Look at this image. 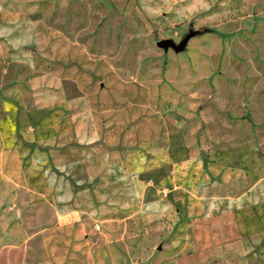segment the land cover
Returning a JSON list of instances; mask_svg holds the SVG:
<instances>
[{
  "label": "rangeland",
  "instance_id": "374dc122",
  "mask_svg": "<svg viewBox=\"0 0 264 264\" xmlns=\"http://www.w3.org/2000/svg\"><path fill=\"white\" fill-rule=\"evenodd\" d=\"M191 32L181 53L158 47ZM66 50L98 87L124 86L153 137L119 158L93 139L25 142L26 181H0V264H264V237L237 238L244 210H264V0H0V119L12 86L81 110L56 81ZM170 134L191 165L176 189Z\"/></svg>",
  "mask_w": 264,
  "mask_h": 264
},
{
  "label": "crops",
  "instance_id": "0c3cea01",
  "mask_svg": "<svg viewBox=\"0 0 264 264\" xmlns=\"http://www.w3.org/2000/svg\"><path fill=\"white\" fill-rule=\"evenodd\" d=\"M57 60L61 64L56 81L60 85L62 82L76 85L82 103L81 110H76V100L64 99L57 93L43 91L35 95L34 99L27 100L21 86L5 88L2 91L3 117L0 119L2 182L18 185L26 181L22 149L25 142L53 143L65 137L77 138L84 145L93 139L104 142L102 150L115 152L114 156L119 158L122 157L124 146L132 149L139 137H153L148 130L140 133L132 127L139 113H133L137 106L130 104L132 100L124 86L96 85L90 76L92 63L84 53H59ZM181 139L178 134L168 135V169L163 170L162 182L169 184V187L174 186V189L186 183L191 167ZM248 209L244 210L243 221L237 228V238L263 239L264 210Z\"/></svg>",
  "mask_w": 264,
  "mask_h": 264
},
{
  "label": "water",
  "instance_id": "95a60500",
  "mask_svg": "<svg viewBox=\"0 0 264 264\" xmlns=\"http://www.w3.org/2000/svg\"><path fill=\"white\" fill-rule=\"evenodd\" d=\"M199 32H191L189 35H187L181 42L180 44H176L173 40H163L158 43V47L164 50H169L172 49L176 53H181L183 52L189 41L194 38L195 36L198 35Z\"/></svg>",
  "mask_w": 264,
  "mask_h": 264
}]
</instances>
